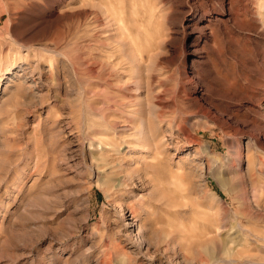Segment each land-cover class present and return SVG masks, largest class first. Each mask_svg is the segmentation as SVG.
Listing matches in <instances>:
<instances>
[{"label":"rangeland","instance_id":"obj_1","mask_svg":"<svg viewBox=\"0 0 264 264\" xmlns=\"http://www.w3.org/2000/svg\"><path fill=\"white\" fill-rule=\"evenodd\" d=\"M0 264H264V0H0Z\"/></svg>","mask_w":264,"mask_h":264}]
</instances>
